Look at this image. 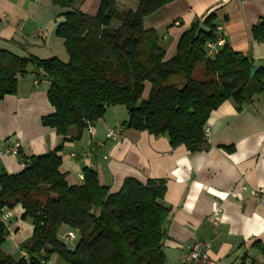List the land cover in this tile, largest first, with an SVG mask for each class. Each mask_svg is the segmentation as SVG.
Instances as JSON below:
<instances>
[{"label":"trees","instance_id":"obj_1","mask_svg":"<svg viewBox=\"0 0 264 264\" xmlns=\"http://www.w3.org/2000/svg\"><path fill=\"white\" fill-rule=\"evenodd\" d=\"M54 1L70 9L55 30L68 61L0 49V100L15 95L18 79L32 67L37 78L49 82L47 100L54 109L41 124L58 136L74 128L79 137L107 108L124 107L126 128L165 136L171 148L207 151L204 128L210 113L227 100L240 112L252 95L264 93V68L250 78V58L227 45L216 56H206L204 46L216 28L212 14L183 32L175 54L165 60L158 36L143 21L176 0H135V11L117 10L115 0H95L94 16L71 9L77 0ZM112 21L119 24L116 29L110 28ZM200 24L203 30L194 39ZM251 32L255 41L264 42V20ZM174 77L183 81L181 87L171 83ZM145 83L150 89L143 99ZM60 165L54 151L31 156L18 174L0 176V210L20 205L21 218L33 226L31 237L19 246L26 259L0 250V264H39L44 256H56L62 264H165L164 226L170 214L160 204L165 180L141 184L125 179L119 192L110 194L88 168L81 186L68 185ZM63 227L76 233L74 245L57 240ZM5 236L0 225V246ZM260 251L264 254L263 247ZM239 264H248L247 257Z\"/></svg>","mask_w":264,"mask_h":264},{"label":"crops","instance_id":"obj_2","mask_svg":"<svg viewBox=\"0 0 264 264\" xmlns=\"http://www.w3.org/2000/svg\"><path fill=\"white\" fill-rule=\"evenodd\" d=\"M92 1L77 0L71 9L94 16L99 3ZM114 3L119 11L137 9L135 0ZM69 10L54 0H0V49L40 59L54 49L49 58L56 52L64 55L63 40L55 30ZM211 14L225 45L250 58L254 69L264 68V42L255 41L251 32L264 20V0H176L147 16L143 26L156 33L168 60L181 34ZM118 26L110 24L112 29ZM171 83L183 85L176 77ZM48 89L47 79L37 78L29 67L18 79L15 95L0 100V176L18 174L31 156L55 151L61 159L59 171L70 186L82 185L85 168L96 172L99 185L110 194L118 193L125 179L141 184L163 179L166 192L160 204L170 211L164 226L165 264H181L194 240L210 244L214 264H239L242 256L248 264H264V198L252 193L264 188V93L252 95L240 112L232 101L223 102L205 124L208 150L189 153L184 146L171 148L165 136L126 128L124 107L107 108L79 137L74 128L58 136L41 124L43 117L54 114ZM149 89L145 83L143 99ZM117 126L122 127L120 138H107L106 129ZM15 143L18 154L5 153ZM10 211L0 250L15 259L33 226L21 218L20 205Z\"/></svg>","mask_w":264,"mask_h":264},{"label":"built area","instance_id":"obj_3","mask_svg":"<svg viewBox=\"0 0 264 264\" xmlns=\"http://www.w3.org/2000/svg\"><path fill=\"white\" fill-rule=\"evenodd\" d=\"M176 25H178L176 23ZM225 45L224 36L221 33V27H216L214 31V38L211 41H208L204 50L207 57H214L217 55L219 50ZM91 124H88L86 130H90ZM121 126H117L115 128L106 129V137L111 139H118L121 135ZM204 136L205 138L208 136L207 128H204ZM19 152V144L15 143L11 147H9L5 153H9L12 155H17ZM2 153L0 152V157ZM254 195H259L264 198V188L255 190L252 192ZM11 211L8 208H2L0 210V225H4L7 220L11 217ZM57 240L63 242L67 245H74L77 239V235L74 231H67L65 233H58L56 236ZM210 244L205 241L194 240L191 244H189L186 248V254L181 259V264H214L212 259L209 256ZM19 257L26 259V254L23 251H19ZM39 264H62L61 262L52 261V257L44 256Z\"/></svg>","mask_w":264,"mask_h":264},{"label":"rangeland","instance_id":"obj_4","mask_svg":"<svg viewBox=\"0 0 264 264\" xmlns=\"http://www.w3.org/2000/svg\"><path fill=\"white\" fill-rule=\"evenodd\" d=\"M92 2H97V1H92ZM120 2V0H118V3ZM98 3V2H97ZM112 24H116L117 22L116 21H112L111 22ZM56 50L54 49L53 52L51 54H46L44 57H50V55H54L53 53L55 52ZM57 53V54H56ZM55 53V56L56 58H58L59 60H61L62 62H67L68 59H69V56L68 54L66 53V51H64V55H61L59 54L58 52ZM175 78V77H174ZM176 78H179V77H176ZM180 79V78H179ZM181 80V79H180ZM64 231H61L59 232L60 234H62ZM75 244V243H74ZM71 247V246H70ZM72 248V247H71ZM17 257V256H16ZM17 259V258H15ZM52 261L54 262H59V260L57 259L56 256H52Z\"/></svg>","mask_w":264,"mask_h":264},{"label":"water","instance_id":"obj_5","mask_svg":"<svg viewBox=\"0 0 264 264\" xmlns=\"http://www.w3.org/2000/svg\"><path fill=\"white\" fill-rule=\"evenodd\" d=\"M202 30H203V25L200 24V25L198 26L197 30H196V33H195V35H194V39H197V38H198V36H199V34H200V32H201ZM254 72H255V69L252 68L251 71H250V78L253 77Z\"/></svg>","mask_w":264,"mask_h":264}]
</instances>
